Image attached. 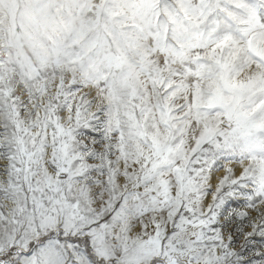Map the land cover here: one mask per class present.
Wrapping results in <instances>:
<instances>
[{
	"label": "snow or ice",
	"instance_id": "6c2138e0",
	"mask_svg": "<svg viewBox=\"0 0 264 264\" xmlns=\"http://www.w3.org/2000/svg\"><path fill=\"white\" fill-rule=\"evenodd\" d=\"M0 264H264V0H0Z\"/></svg>",
	"mask_w": 264,
	"mask_h": 264
}]
</instances>
